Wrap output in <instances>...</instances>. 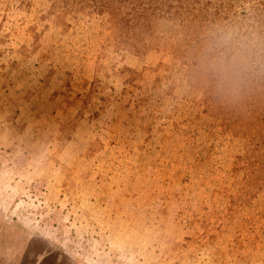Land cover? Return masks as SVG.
I'll use <instances>...</instances> for the list:
<instances>
[{"label": "rangeland", "instance_id": "1", "mask_svg": "<svg viewBox=\"0 0 264 264\" xmlns=\"http://www.w3.org/2000/svg\"><path fill=\"white\" fill-rule=\"evenodd\" d=\"M121 8L0 0V264H264V0Z\"/></svg>", "mask_w": 264, "mask_h": 264}, {"label": "trees", "instance_id": "2", "mask_svg": "<svg viewBox=\"0 0 264 264\" xmlns=\"http://www.w3.org/2000/svg\"><path fill=\"white\" fill-rule=\"evenodd\" d=\"M123 0H114V4H115V6H116V11H117V13L119 14V18H118V22H121V21H123V20H121V17L122 16H126V12H123V11H125L127 8H125V10H120V9H122L121 8V2H122ZM129 11H131V12H133V9H129ZM124 22H126V21H124ZM134 39V38H133Z\"/></svg>", "mask_w": 264, "mask_h": 264}]
</instances>
